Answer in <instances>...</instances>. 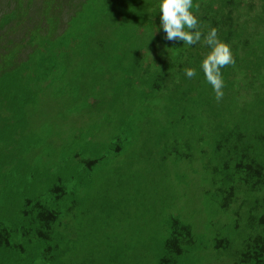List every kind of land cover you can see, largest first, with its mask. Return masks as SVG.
Returning <instances> with one entry per match:
<instances>
[{"label": "trees", "instance_id": "obj_1", "mask_svg": "<svg viewBox=\"0 0 264 264\" xmlns=\"http://www.w3.org/2000/svg\"><path fill=\"white\" fill-rule=\"evenodd\" d=\"M88 72L101 78L89 84ZM107 72L115 95L137 85L145 114L167 95L165 121L190 128L174 138L177 163L205 184L173 176L188 190L175 205L163 199L164 232L141 257L126 238L93 235L100 214L90 233L73 229L75 180L106 144L83 145L72 166L55 164V146L37 148L55 121L46 109L63 100L76 110ZM138 121L108 135L135 133ZM0 264H264V0H0Z\"/></svg>", "mask_w": 264, "mask_h": 264}, {"label": "rangeland", "instance_id": "obj_2", "mask_svg": "<svg viewBox=\"0 0 264 264\" xmlns=\"http://www.w3.org/2000/svg\"><path fill=\"white\" fill-rule=\"evenodd\" d=\"M41 1L38 0L39 3ZM103 65L106 66L104 69L109 71V63L104 61ZM98 74L91 75L88 72L84 79L92 84V76L97 80L101 78ZM104 77L105 81L97 85L98 94L92 95L89 100L80 97L75 101L76 110L70 111L63 100L56 101L46 109L45 112L55 121L50 127L46 125L43 128L41 137L46 141H42L37 148L40 147L39 152L43 153L50 148L49 144L55 146V164L64 158L63 161L72 166L71 160L73 159L74 163L78 160L73 158V153L80 152L83 145L101 142L106 144L101 152L104 158L99 165L91 172L81 171L84 182L81 183V179L75 180V184H83V187L76 191V196L82 200L76 208L78 219H73V229L78 233H90L93 227L86 221L100 214L101 218L105 219L104 229H96L97 232L93 235L103 236L109 232L111 237L126 238L129 245L134 244L131 246L133 248H127V252L141 257L145 252L151 251L154 239L161 237L164 232L162 221L167 213L165 207L168 203L163 199L171 200L175 205L176 201L181 200L177 194H181L183 189L188 190L186 187L177 190L174 186L173 176L181 178L184 172H190L188 161L177 163L180 159L175 153L174 138L185 132L189 135L190 128L185 124L169 125L165 121L164 111L169 106L167 95L151 99L154 109H149L145 114L147 108L140 105L141 101L138 102L134 97L138 90L136 84L133 88L124 85L123 92L115 95V78H112L110 72L104 74ZM122 118L125 121L139 119L135 125V133L127 130L119 137L108 135L112 126H116ZM160 135H163L161 142L158 141ZM198 144L200 147L205 146L200 142ZM177 151L178 154L189 152L183 143L178 144ZM197 154L200 156L198 148ZM80 156L82 157V154ZM30 163L40 168L41 158L34 157ZM50 164H53V161ZM196 165L198 172H203L202 160ZM184 179H194L192 184L195 186V180L200 179V175L193 179L184 176ZM204 187L205 184L200 183L194 189L200 191V188H203L204 191ZM190 195L196 199L192 192ZM81 208L85 210L80 211ZM183 211L190 213L191 209ZM81 221L83 223L80 227ZM122 234L126 237H122ZM216 261L219 262L214 258L213 262Z\"/></svg>", "mask_w": 264, "mask_h": 264}]
</instances>
